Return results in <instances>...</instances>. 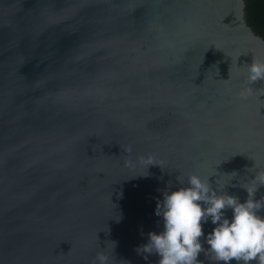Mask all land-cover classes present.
I'll use <instances>...</instances> for the list:
<instances>
[{
  "label": "water",
  "instance_id": "95a60500",
  "mask_svg": "<svg viewBox=\"0 0 264 264\" xmlns=\"http://www.w3.org/2000/svg\"><path fill=\"white\" fill-rule=\"evenodd\" d=\"M253 60L244 0H0V264H158L137 251L157 201L217 163L213 186L235 175L246 199L264 172V80L240 96ZM146 156L162 166L139 173Z\"/></svg>",
  "mask_w": 264,
  "mask_h": 264
},
{
  "label": "clouds",
  "instance_id": "9594fccd",
  "mask_svg": "<svg viewBox=\"0 0 264 264\" xmlns=\"http://www.w3.org/2000/svg\"><path fill=\"white\" fill-rule=\"evenodd\" d=\"M248 86L240 91L241 98L253 93L252 82L264 80V60H253L247 66ZM264 90L258 91V94ZM129 151L131 147L129 146ZM146 168L151 163H159L154 156H146L141 161ZM219 164V163H217ZM215 164V165H217ZM213 170L203 175L191 172L187 176L178 175L181 186L165 190L163 199L157 201L156 214L163 217L161 231H149L148 240L137 246V251L148 259V254L158 253V264H202L197 259L201 251L211 253L216 261L230 262L235 258L238 264H251L253 259L264 264V198H255L257 188L264 184V172L256 173L250 182L243 185L248 193L241 200L237 195L225 190L235 175L216 176L213 186L210 177ZM162 166V165H161ZM235 173L233 172H226ZM171 186V181L168 182ZM231 209L232 215L226 214ZM209 220L213 228L204 235L203 224ZM204 236L209 247L205 249L200 237ZM108 255L98 252L93 264H108Z\"/></svg>",
  "mask_w": 264,
  "mask_h": 264
},
{
  "label": "trees",
  "instance_id": "16d2710c",
  "mask_svg": "<svg viewBox=\"0 0 264 264\" xmlns=\"http://www.w3.org/2000/svg\"><path fill=\"white\" fill-rule=\"evenodd\" d=\"M248 24L264 39V0H244Z\"/></svg>",
  "mask_w": 264,
  "mask_h": 264
}]
</instances>
